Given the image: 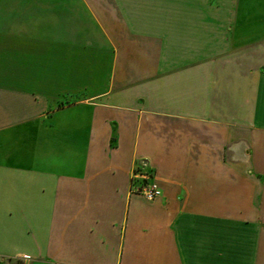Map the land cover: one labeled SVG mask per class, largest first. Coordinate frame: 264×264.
<instances>
[{
    "label": "crops",
    "instance_id": "0c3cea01",
    "mask_svg": "<svg viewBox=\"0 0 264 264\" xmlns=\"http://www.w3.org/2000/svg\"><path fill=\"white\" fill-rule=\"evenodd\" d=\"M0 264H264V0H0Z\"/></svg>",
    "mask_w": 264,
    "mask_h": 264
},
{
    "label": "built area",
    "instance_id": "2783aa9c",
    "mask_svg": "<svg viewBox=\"0 0 264 264\" xmlns=\"http://www.w3.org/2000/svg\"><path fill=\"white\" fill-rule=\"evenodd\" d=\"M138 176L140 179L136 178ZM130 193L136 194L146 201H153L160 196V188L155 181L150 180L146 174L133 172L130 178ZM21 260H25L23 256Z\"/></svg>",
    "mask_w": 264,
    "mask_h": 264
}]
</instances>
